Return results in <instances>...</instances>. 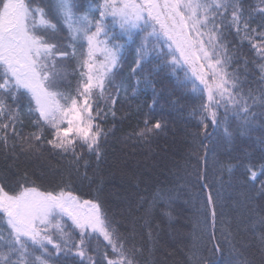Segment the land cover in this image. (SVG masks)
Returning a JSON list of instances; mask_svg holds the SVG:
<instances>
[{"label": "snow or ice", "instance_id": "6c2138e0", "mask_svg": "<svg viewBox=\"0 0 264 264\" xmlns=\"http://www.w3.org/2000/svg\"><path fill=\"white\" fill-rule=\"evenodd\" d=\"M137 39L124 76L126 45H135ZM245 45L254 53L251 58L243 52ZM73 59V74L79 76L74 93L62 90L69 76L67 63ZM178 68L184 77L178 78L177 87L200 100L191 112L199 125L191 133L189 149L196 163L186 173L194 180L181 187L199 189L192 195L199 207L185 203L195 209L194 232L216 241L211 248L195 234L187 250L175 242L165 245L153 231L150 222L157 210L170 228L177 220L178 189L157 187L148 197L140 195L134 205L129 201L120 209L119 220L105 206L102 178L92 198L75 194L76 183H95L88 174L93 155L94 173L100 177L107 160L104 145L115 128L113 123V129L105 130L100 121L117 119L121 94L131 102L142 84L153 93L143 127L128 140L151 145L165 132L167 120L155 118L162 90H157L154 77L166 69L175 75ZM257 116L264 117V0H100L87 9L79 0H0V155L12 158L10 167L21 157H70L66 179L53 190H41L27 179V171L14 183L0 176V264H56L61 256L78 258V264H218L217 254L226 250L223 264H264V208L257 204L258 198L264 200V163L257 168L251 162L214 159L215 171L227 173L230 180L243 167L248 176L244 183L252 187L236 202L244 209L236 217L237 233L221 229L222 239L217 240L214 231L208 232V217L215 229L217 207H222L207 174L208 129L222 127L224 140L232 145L237 137L252 136L257 126L264 128ZM258 140L264 145V137ZM134 210L142 215L137 217ZM240 225L249 239H235ZM98 237L110 252L92 249ZM178 253L183 260L177 259Z\"/></svg>", "mask_w": 264, "mask_h": 264}, {"label": "trees", "instance_id": "16d2710c", "mask_svg": "<svg viewBox=\"0 0 264 264\" xmlns=\"http://www.w3.org/2000/svg\"><path fill=\"white\" fill-rule=\"evenodd\" d=\"M100 0H79V3L84 9L89 6L96 5ZM248 3H258V0H248ZM98 16V13L96 14ZM66 35V34H65ZM123 43V41H120ZM139 39L135 45H126L127 54L125 60V67L123 75L127 76L129 65L132 63L135 55V47L138 46ZM243 52L251 58L254 53L247 45L243 48ZM76 60L73 59L67 63V70L69 76L64 82L62 90L66 92H75L79 80L78 74H73L76 68ZM153 65H147L151 69ZM187 67V66H185ZM190 71V70H189ZM184 71L177 69L173 75L171 69L157 74L154 79L157 90H162L161 105L155 109V118L167 120L168 127L165 132L154 138L151 145H142L135 143L134 140H128L127 137L138 127H143L144 112L148 111L147 105L151 103L152 89H144L143 84L140 86L141 91L135 98L129 100L124 99L123 94L116 105L117 119L112 120L109 116L106 120H101L100 123L105 130L113 129L109 132L108 140L105 143V151L107 153V160L101 165L100 177L94 173L96 168L95 156H91L88 174L93 176L95 183L89 187L88 181L78 182L74 185L75 194L81 195L84 199L92 198L94 189L102 178L104 202L109 214L116 213V219H120V209L127 207V203L131 201L133 205L140 195L150 196L157 187L167 189H178L180 196L175 204V215L177 220L173 225L163 217L159 210L154 214L151 220V227L154 232L160 233V240L162 244L172 246L175 242L181 247H191L193 243V235L197 236L203 245L208 248L212 247L215 240H209L207 235L200 236L199 232H194V207L199 204L192 201V195H195L199 189L195 186L181 187L185 183L191 185L194 180L193 177L187 176V172L192 171L191 165L196 161L189 156V149L191 147V133L199 130L198 119L191 115L192 109L197 107L200 103L199 99H194L186 90L177 87L178 78L183 79ZM253 78L249 75V81ZM169 92L172 93L169 96ZM130 95V94H129ZM175 100V105L171 101ZM27 106V100H25ZM137 106H140V112H137ZM223 113V109H220ZM121 117H124L123 119ZM264 120V117L257 116V121ZM229 122L235 126L236 121L229 113ZM29 127H25L24 131H29ZM208 132L212 134V138L206 140L210 149L208 155L207 174L209 180L213 181L214 187L220 193L222 199V207H217L216 228H211V217H208V232H215L217 240L222 239L221 229L237 233L236 217L238 213L244 211L242 208L236 206V202L241 199V192H248L251 190V184H245L244 181L248 179L243 167H237L231 180L227 173L222 176L215 171L216 165L214 159L218 158L221 161L231 160L237 164L254 163L257 168L261 163H264V145H262L258 137H264V128L257 126L254 133L250 137H237L234 144L229 145L224 140L223 128L214 129L211 126ZM203 139V135H201ZM87 156V154L85 153ZM45 159L25 160L21 157L16 161L15 166L10 167L12 158L9 156L7 160L0 155V176H7L11 183L22 175L24 171L29 173L27 179L35 181V184L40 186L41 190H53L57 188V184L62 179H66L68 173V159L70 157L58 156L55 153H45ZM126 161V162H125ZM83 162H81V173H83ZM204 169L203 162L199 165ZM217 177L223 181L221 184ZM264 179V177H261ZM230 180V182H229ZM257 181V186H258ZM207 191V190H205ZM185 201H190L186 204ZM257 204L260 208H264V200L257 199ZM259 210V209H257ZM134 214L139 217L142 215L141 211H135ZM143 223V221H141ZM145 240L147 239V228L142 229ZM249 239L250 234L243 231V225H240L239 233L236 234L235 239ZM107 242L103 237H98L93 240L92 249H99L100 253L105 250L110 252V248H106ZM238 247L240 245H237ZM51 248V246H49ZM226 247V246H225ZM94 258H98L97 253L90 252ZM227 250L223 255L217 254L218 264H223L227 258ZM178 260H183V255L178 253ZM143 260V258H142ZM56 264H78V258L74 257H59Z\"/></svg>", "mask_w": 264, "mask_h": 264}, {"label": "rangeland", "instance_id": "374dc122", "mask_svg": "<svg viewBox=\"0 0 264 264\" xmlns=\"http://www.w3.org/2000/svg\"><path fill=\"white\" fill-rule=\"evenodd\" d=\"M94 6H95V5H93V7H94ZM66 225H67V227H68L69 230L72 229V225H71V221H70V220L66 221Z\"/></svg>", "mask_w": 264, "mask_h": 264}]
</instances>
